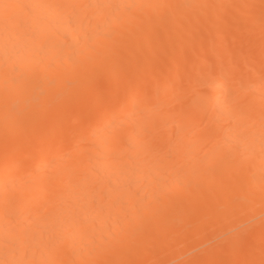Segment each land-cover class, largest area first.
<instances>
[{
	"label": "bare ground",
	"instance_id": "6f19581e",
	"mask_svg": "<svg viewBox=\"0 0 264 264\" xmlns=\"http://www.w3.org/2000/svg\"><path fill=\"white\" fill-rule=\"evenodd\" d=\"M254 231L264 0H0V264H144L181 234L249 264Z\"/></svg>",
	"mask_w": 264,
	"mask_h": 264
},
{
	"label": "rangeland",
	"instance_id": "374dc122",
	"mask_svg": "<svg viewBox=\"0 0 264 264\" xmlns=\"http://www.w3.org/2000/svg\"><path fill=\"white\" fill-rule=\"evenodd\" d=\"M236 41V43H237V45H235V46H238V42H240V44H241V41H239V40H235ZM235 41H233L234 43H235ZM233 42H230V45L233 43ZM234 43H233V47H234ZM232 46V45H231ZM239 47V46H238ZM238 47H236V48H238ZM235 48V47H234ZM234 221V220H233ZM233 221H231L230 223H228V224H224L221 228H219V229H217V230H207L206 232H205V235H204V233H203V238L202 237H200L199 239H196V241H195V243L197 244V243H199L200 245H201V248H202V246H203V248H202V251H205L206 249H208L206 246H208V247H210V245L211 244H214V245H216V247L215 248H217V246H220V245H218V243L217 244H215L214 242H217V241H219L218 239H220V238H223L225 235L226 236H228V238H226V240L225 241H227L228 239H230L229 238V235L230 234H227V233H225V232H227V231H229L230 230V225L232 224V223H234ZM246 226V225H245ZM245 226H243V227H245ZM223 233H225L224 234V236H223ZM222 234V236L223 237H221L220 235ZM232 234H233V232H232ZM181 235H183V234H181ZM180 235V237L182 238H180L179 236H178V238H180L181 240H175V239H173V241L172 240H170V241H172V244H170V243H168L167 244V246L166 247H168L169 249H171L169 246H171V245H174L173 244V242H174V240L176 241V242H174L175 243V247H173L171 250H169V249H167L166 247V249H165V251H169L168 253H166L165 254V251H163L164 252V254L163 255H161V252L160 253H157L155 256H156V258L158 257L157 255H159L160 256V259H155V256L150 260L149 259V261L146 259V261H148V262H146L145 260H143V261H141V263H143L144 262V264H163V263H165V264H177L178 262V264H180V263H183L184 261H185V257H186V260H188V261H190V262H192V264H193V262H196L195 260H198V258H197V256L200 254H196L195 256H191V255H193L192 253H194V252H192V253H187L188 251H189V247L192 245V244H194V246H197V245H195V243H190L189 241H188V239H191V238H189V237H187V239L185 238V236H181ZM202 235V234H201ZM246 234H244V235H242V237H246L247 238V236H245ZM247 235H253L252 233L251 234H247ZM256 235V233H255V231H254V235H253V237ZM198 236V235H197ZM232 236V235H231ZM259 235H257L256 237H254V238H256V240H258V241H256V240H252V242L250 241V238L251 237H249V240L248 241H250L251 243H253L254 244V241H256L257 242V244H260L263 240H264V238H262L261 236H259ZM263 236V235H262ZM199 237V236H198ZM253 237H252V239H253ZM177 238V237H176ZM177 238V239H178ZM194 238H196V237H194ZM193 238V239H194ZM225 238V237H224ZM193 239H191V241L193 240ZM260 239H262V241L260 240ZM221 240H223V239H221ZM243 240H245V239H243ZM261 241V242H260ZM168 242V241H167ZM194 242V241H193ZM222 242H224V241H222ZM222 242H220L221 244H223ZM258 242H260V243H258ZM225 244H227V242H224ZM239 243H241L240 245H244V243H242L241 241L239 242ZM263 243V242H262ZM198 244V245H199ZM257 244L255 245V246H252V244H249L251 247H255V248H257V250L255 249V250H253V252H255V251H258V253H260L261 251H263L264 249V244H261L262 246H260L259 247V245L257 246ZM242 245V246H243ZM249 245H248V243H247V246L249 247ZM194 246H192V247H194ZM212 246V245H211ZM221 247V246H220ZM240 246H238V248H239ZM250 247V248H251ZM258 247L261 249V251L260 250H258ZM263 247V248H262ZM244 248V247H243ZM243 248H241V249H243ZM200 249V248H199ZM210 249H212L211 247L208 249V252H209V250ZM248 249V248H247ZM263 249V250H262ZM237 250V249H236ZM239 250H240V248H239ZM238 250V251H239ZM245 250V249H244ZM198 251V249L195 251V253ZM200 251V250H199ZM198 251V252H199ZM207 251V250H206ZM212 251H215V250H212ZM260 251V252H259ZM242 252V251H241ZM241 252H239V254L241 253ZM205 252H203L202 253V255L204 254ZM246 253V252H245ZM247 253H251L250 251H248ZM262 253V252H261ZM191 254V255H190ZM201 255V256H202ZM242 256L244 255V254H241ZM241 255H239V256H241ZM261 255L262 254H258V255H255L257 258H258V256H259V261H257V258L256 259H254L253 257H251L250 259L251 260H256L255 262L254 261H251L250 259V261H248L249 262V264H251V262H252V264L253 263H255V264H259L258 262H260V260L262 259V257H261ZM187 256H190L191 257V259H190V257H188L187 258ZM200 256V255H199ZM245 256H251V255H245ZM253 256V255H252ZM263 256V258H264V255H262ZM195 257V258H194ZM159 258V257H158ZM192 258H193V260H192ZM245 258H247V257H245ZM184 259V260H183ZM200 260V259H199ZM199 260H198V262L197 263H199ZM160 261V262H159ZM182 261V262H181ZM133 262V261H132ZM135 262V261H134ZM186 262V261H185ZM190 262H187L188 264L190 263ZM247 262V263H248ZM186 263V264H187ZM246 262H244L243 264H245ZM137 264H139V263H137ZM261 264V263H260Z\"/></svg>",
	"mask_w": 264,
	"mask_h": 264
}]
</instances>
